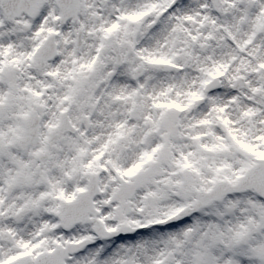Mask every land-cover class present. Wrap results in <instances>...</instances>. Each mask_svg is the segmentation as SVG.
I'll list each match as a JSON object with an SVG mask.
<instances>
[{
	"label": "snow or ice",
	"instance_id": "1",
	"mask_svg": "<svg viewBox=\"0 0 264 264\" xmlns=\"http://www.w3.org/2000/svg\"><path fill=\"white\" fill-rule=\"evenodd\" d=\"M0 264H264V0H0Z\"/></svg>",
	"mask_w": 264,
	"mask_h": 264
}]
</instances>
